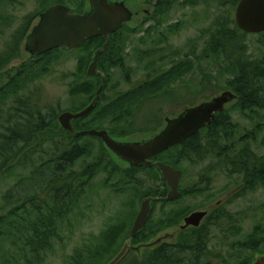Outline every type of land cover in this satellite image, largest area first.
I'll return each instance as SVG.
<instances>
[{"label":"rangeland","instance_id":"rangeland-1","mask_svg":"<svg viewBox=\"0 0 264 264\" xmlns=\"http://www.w3.org/2000/svg\"><path fill=\"white\" fill-rule=\"evenodd\" d=\"M15 1L17 4L14 6H8L5 2L0 4L2 5L0 10L6 16H10L8 24L2 29L4 35L0 37V56L14 48L15 43L18 45L23 43L24 36L21 32L25 28L26 18L37 21L39 12L46 10L50 5L62 2L70 5L69 7L72 6L73 11L80 12L88 8V0ZM111 1L124 2L134 12L127 26L139 29L129 31V28L125 27L122 30L125 46L121 54L124 56L125 65L123 69L111 66L106 68L109 81L107 84L105 81V89L101 92L105 99L90 118L91 127H107L116 136L122 134L124 138L140 140L157 133L165 125L167 117H174L187 106L196 105L222 91L230 90L228 81L237 75V69L233 67L234 61L228 59L221 51L212 52L209 42L216 30L218 20L225 16L235 19L237 6L219 7L214 1L203 0L200 4L188 6L183 3L184 0H172L169 9L164 13H158L155 0ZM238 41L244 48L246 57L264 62V32H240ZM94 51L95 48L91 50L89 56L84 49L59 48L56 54L44 58L39 63L46 65L48 72L40 76L39 70L36 69V77L30 78L31 84L20 93V96L29 95L32 90H37L38 93L41 92L45 102L55 106L60 104L63 111H71L83 104H89L92 99L89 100L84 95L72 97L70 87L75 82L87 81L91 78L98 81V87L102 85L104 74L100 72V68H97L98 75L88 74ZM236 54H239L238 48ZM31 61L38 65V61L31 59L30 52L21 45L18 53L12 56L5 69L19 67ZM145 83L147 87L151 83L149 92L144 93L140 98L137 96L136 105L129 107L126 112L128 118H123L120 122H110L107 116L103 117L101 113L106 110V103L116 96L117 90L129 91L131 87ZM211 91L214 94H211ZM8 106L6 102L0 122L5 121ZM231 106L228 112L235 122L240 123L239 135L245 134L246 131L252 132L253 135L250 136L254 138L250 139L251 147L258 154H262L264 110L260 111L258 117L246 118L235 105ZM1 131L3 129L0 126ZM81 142L92 146L95 156L98 151L100 152V148L103 150V144L98 139L85 138ZM50 149L51 146L48 145L41 157H45V152ZM37 155L34 159L39 158ZM94 155L82 157L70 167V170H74L75 173L81 171L83 165L89 164ZM218 159L215 156H208L197 163L181 162L178 169L183 173L180 181L182 194L172 203L163 204L161 200L156 201L152 212L153 221L160 230H163L180 221L174 219L176 215L180 217L183 214L184 217L202 209L209 210L210 214L215 208H220V215L216 214L217 217L222 215L225 217V214L236 216L234 226L237 233L232 231V227L221 229L216 225V220L212 219L207 226V230L211 231V241L207 246L206 251L209 253L204 261L207 264H237L238 260H248L252 263L258 256L264 254V248L258 251H241L236 244L245 240L257 225L255 223L257 215L254 213L263 214L264 186L238 194L243 183L242 177L239 174L230 175L226 171L214 170ZM35 164L38 165L39 160ZM29 173L30 168L25 170L24 174L20 171L15 175H0L2 176L0 177V216L8 213L11 208L21 207L27 200L24 193L21 198L18 197L17 190L21 187H17L16 184L17 182L23 184L24 176ZM154 175L152 171L151 173L136 172L133 175L136 180L144 181L138 186L125 184L119 177L108 178L107 172L99 171L86 186L79 205H74L73 210L68 212L67 219L59 225L60 237L52 240L50 249L44 254L42 264H70L73 254L91 240L99 241L102 233L119 217L125 219L126 225L129 223L131 228L141 207L142 192L159 186ZM201 176L206 180L198 182ZM192 186H201L200 192L194 195L185 193ZM129 230L122 232V239ZM117 248L118 246H114L111 252L104 254V261L111 259L112 251ZM127 262L136 264L134 254L130 253L120 264H129ZM0 264H24L19 247H13L3 236L0 237Z\"/></svg>","mask_w":264,"mask_h":264},{"label":"trees","instance_id":"trees-1","mask_svg":"<svg viewBox=\"0 0 264 264\" xmlns=\"http://www.w3.org/2000/svg\"><path fill=\"white\" fill-rule=\"evenodd\" d=\"M155 1L158 13H164L172 6L173 2L172 0ZM201 1L184 0L183 3L188 6H195L200 4ZM203 1H214L219 7L228 5L233 7L237 6L240 0ZM127 25L125 24L121 29L110 35L108 46L100 54L98 69L100 68V71L107 77L106 68L111 66L123 69L125 65L124 56L121 54L123 46H125L122 38L124 35L121 34L122 30L125 27L129 28V31L139 29L136 27L130 28ZM239 31L244 32L238 28L235 19L231 16H225L218 20L209 45L212 52L221 51L228 59L234 61L233 67L237 69V75L228 81V86L236 92L238 98L232 105H235L246 118L258 117L260 111L264 110V62L251 60L245 56L246 52H244V48L238 41ZM105 43L106 38L98 36L87 40L79 48L87 51L90 56L93 48L96 51L102 48ZM237 48L238 55L236 54ZM18 50L19 46H15L8 53L0 56V121L2 120L5 103L8 102L9 105L5 121L0 122L3 129L0 132V175L10 176L20 171L24 174V171L28 168H30V173L24 176L23 184H21L22 182L16 184L17 187H21H18L17 190L18 197L21 198L24 193L27 200L23 202L21 207L11 208L8 213L0 216V237L3 236L13 247H19L24 264H42L44 254L50 249L52 240L60 237L59 225L67 219L66 216L70 210H73L72 207L79 205L80 198L83 196L89 181L101 170L107 172L108 178L119 177L122 180L121 182L125 184H137L138 186H141L144 181L142 179L136 180L133 175L140 171L150 173L152 171L159 186L143 191L141 197L153 196L155 198L154 204L160 200L163 201V204L172 203L165 199L168 191L167 184L162 181L159 173L154 168H148L144 165L132 167L127 166V164L126 166L122 165L123 162L99 138L88 135L74 137L70 132L64 130L59 123L58 117L64 112L60 104L55 106L52 103L45 102L41 92L38 93L37 90H32L29 95L20 96V93L25 91L24 89L31 84L30 78L36 77V69L39 70L40 76L48 72L47 66L39 63L44 58L56 54L59 48L33 58L34 61H38V65L31 61L19 67L5 69L12 56L18 53ZM80 68L82 71V67ZM108 81L109 79L106 84ZM97 82L95 78L75 82L70 87V95L72 97L84 95L89 100H93L99 88ZM146 84L133 86L129 91L117 90L116 96L109 103H106L107 108L101 113L103 117L107 116L110 122H120L123 118H128L126 112L129 107L136 105L137 96L140 98L141 95L149 92L151 83L148 84V87ZM104 99L102 93L93 111L85 118L73 122L74 128L76 130L106 129L114 138H121L124 135L119 134V136H116L107 127H91L90 118L96 113ZM87 105L83 104L76 109H71V111L82 110ZM239 126L240 123L235 122L226 110L217 114L209 125L202 128L195 135L158 154L153 157V160H162L178 168L181 162L184 161L197 163L208 156H215L219 159L214 170L218 172L226 171L230 175L239 174L242 177L243 183L238 194L256 190L264 186V152L258 154L252 149L250 143V139L254 138L250 136L253 135L252 132L246 131L245 134L239 135ZM85 138L100 140L103 144V150L106 151L104 152L100 148V152L98 151L95 156L92 146L82 144L81 140ZM48 145L51 146V149L45 152V157H41ZM261 146L264 148V139ZM35 155L39 157L35 158L36 161L39 160L38 165L35 164ZM88 155H94L95 157L92 158L89 164H84L81 171L75 173L74 170H70V167H73L78 160ZM203 180H206V178L201 176L198 182ZM200 189L201 186H192L185 193L194 195L199 193ZM220 211V208L214 211L199 228L184 230L180 235L179 243L176 244L177 247H168L161 244L153 249L144 250L141 256L135 255L136 264H183V259L186 258H180L179 254L182 252L187 253L185 247L190 248L191 254L197 253L201 257L208 254L209 252L206 249H208L207 246L211 241V231L207 230V226L212 219L216 220V225L221 229L232 227V231L237 233L234 226V217L236 216L225 214V218L221 212L222 216L217 217L216 214H219ZM254 214L257 215L255 218L257 225L254 226V229L245 240H241L236 244V247L241 251H258L264 248V210L263 214L258 212ZM174 219L176 221L180 220L175 223L177 225L182 221L183 214L180 217L176 215ZM126 224L125 219L122 220L119 217L108 230L102 233L99 241L94 242L91 240L88 244L83 245L77 253L73 254L70 258V264H106L110 259L104 261V254L111 252V248H114V246H118L117 249L112 251L113 257L129 235L131 228L129 223ZM127 229L130 230L122 239L121 234ZM160 231L158 225L153 221V215H151L144 230L133 238V244L146 242ZM186 237L198 238V240L191 241L189 245H186L188 242L181 241L182 238ZM119 241L120 244H118ZM200 262L201 264H207L203 259ZM127 263L131 264L130 262ZM237 264L252 263L248 260H238Z\"/></svg>","mask_w":264,"mask_h":264},{"label":"water","instance_id":"water-1","mask_svg":"<svg viewBox=\"0 0 264 264\" xmlns=\"http://www.w3.org/2000/svg\"><path fill=\"white\" fill-rule=\"evenodd\" d=\"M89 4L90 10L84 13L72 12L63 4L49 7L28 35L25 49L32 57H36L61 46L68 49L77 48L91 38L103 36L106 38V43L103 49L95 51L88 68V74L95 75L100 54L108 46L110 35L129 22L133 12L124 2L89 0ZM235 21L237 26L247 33L264 32V0H240L235 12ZM103 78V83L93 101L82 110L62 112L58 117L60 125L74 137L89 135L101 139L113 154L130 166L143 164L156 169L162 181L167 184V201H174L180 195L182 171L173 165L160 160L153 161L151 158L181 144L186 138L209 125L217 113L224 112L226 106L236 99V93L231 90L222 91L211 99L185 107L174 117H167L165 125L150 137L124 141L113 138L106 129L76 130L74 128L75 120L85 118L95 108L104 89L105 75ZM154 201L155 198L152 196L142 200L129 235L118 252L106 264H119L130 252L141 256L145 249H153L165 242L175 243L182 230L190 226H200L209 214L207 209L195 210L186 215L179 225L161 230L146 242L133 244V238L144 230L152 215ZM253 264H264V254L258 256Z\"/></svg>","mask_w":264,"mask_h":264},{"label":"flooded vegetation","instance_id":"flooded-vegetation-1","mask_svg":"<svg viewBox=\"0 0 264 264\" xmlns=\"http://www.w3.org/2000/svg\"><path fill=\"white\" fill-rule=\"evenodd\" d=\"M3 2H5L6 3V5H8V6H14V5H16L17 4V1H15V0H0V4L1 3H3ZM89 2V1H88ZM57 4H63V5H66V6H70V5H67V4H64L63 2L62 3H57ZM55 5V4H54ZM126 5V4H125ZM50 6H52V5H50ZM49 6V7H50ZM127 6V5H126ZM2 7V5H0V8ZM48 7V8H49ZM128 7V6H127ZM48 8H46V10L44 9V10H42L41 12H39L38 13V15H37V21H34V20H28L27 18H26V20H25V28L22 30V34H23V43L22 44H19L18 45V43H15V45L16 46H26V44H27V39H28V35L32 32V30H33V28L37 25V23L40 21V19H41V17H42V15L47 11V9ZM70 9H71V11L72 12H75V13H84L85 11H88L89 9H90V4L88 3V8H87V10H85V11H80V12H78V11H73V8H72V6L70 7ZM130 9V8H129ZM131 10V9H130ZM132 11V10H131ZM133 12V11H132ZM134 13V12H133ZM36 18V17H35ZM34 18V19H35ZM9 19H10V16H6L5 14H4V12H2L1 10H0V37H2V35H4V32H2V29L6 26V24H8V21H9ZM32 19V18H31ZM33 21H34V23H33ZM21 34V35H22ZM84 44V43H83ZM82 44V45H83ZM82 45H80V46H82ZM31 55V54H30ZM39 56H41V55H39ZM32 58H34V57H32L31 56V59ZM36 58V57H35ZM101 72V71H100ZM99 72V73H100ZM96 74H98V73H96ZM95 74V75H96ZM102 76V75H101ZM103 77H102V81H103ZM105 79H106V82H107V80L109 79L107 76H105ZM213 90V89H212ZM211 94H214V93H212V91H211ZM214 97V96H213ZM152 135V134H151ZM151 135H149V136H147V137H150ZM112 136V135H111ZM113 138H114V136H112ZM147 137H144V138H147ZM118 138V140H124V141H128V140H137V139H133V138H124V137H121V138H119V137H117ZM144 138H141V139H144ZM116 139V138H115ZM154 161H157V160H154ZM162 161V160H161ZM122 165L124 164V162L123 163H121ZM127 164V166H130L128 163H126ZM139 165H143V164H139ZM126 166V165H125ZM125 166H123V167H125ZM136 166H138V165H136ZM132 167V166H131ZM126 168V167H125ZM167 193H168V191H167ZM181 193V192H180ZM180 196V195H179ZM178 196V197H179ZM165 199H166V197H165ZM216 209H218V208H215L213 211H215ZM213 211H211V213L210 214H208L207 215V217L208 216H210L212 213H213ZM185 217V216H184ZM184 217H183V219H184ZM206 217V218H207ZM205 218V219H206ZM183 219H182V221H183ZM205 219H204V222H205ZM181 221V222H182ZM180 222V223H181ZM204 222L200 225V226H202L203 224H204ZM180 223H178L177 225H179ZM173 226H176V225H172V226H170V227H173ZM200 226H198V228L200 227ZM170 227H167V228H170ZM197 229V227H194V226H190V227H188V228H186V229H184V230H186V231H188V230H191V229ZM184 230H182L181 232H180V234L178 235V237H177V239H176V242L175 243H168V242H165V243H163V244H165V245H167L168 247L170 246H176V244H178L179 243V239H180V235H181V233L184 231ZM198 240V238H186V239H183L182 238V240L181 241H186V242H188V243H186V245H189V242H191V241H197ZM177 247V246H176ZM187 248V249H186ZM185 249L187 250V253L186 252H182V253H180L179 255H180V258H186V259H183L184 260V262H183V264H201V262H200V260L201 259H203V260H205V258L208 256V254H204L202 257L200 256V255H198L197 253H195V254H191V252H190V248L189 247H185ZM132 254H134V257H135V255H137L136 253H132ZM180 261H181V259H180ZM186 261V262H185ZM205 263V262H204ZM254 262H252V264H253Z\"/></svg>","mask_w":264,"mask_h":264}]
</instances>
